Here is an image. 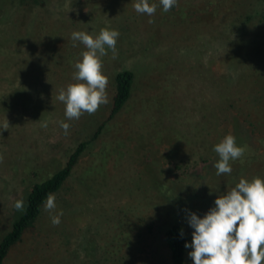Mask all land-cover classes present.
Wrapping results in <instances>:
<instances>
[{"label": "rangeland", "instance_id": "374dc122", "mask_svg": "<svg viewBox=\"0 0 264 264\" xmlns=\"http://www.w3.org/2000/svg\"><path fill=\"white\" fill-rule=\"evenodd\" d=\"M92 1L87 0V5ZM135 2L103 0V6H113L115 17L111 27L107 20L99 25L120 31L128 40L123 47H130L124 57L102 58L103 72L109 79L108 101L113 91L112 74L126 62L125 57L131 56V50L145 49V64L137 73L131 99L80 156L70 178L54 195L55 212L49 213L44 207L34 227L3 264H169L163 239L166 227L172 222L181 224L190 245L194 231L188 223L190 214L203 217L215 206L218 196L232 189V178L216 174L218 154L204 159L215 146L210 135L216 136V132L213 126L207 131L209 124L197 113L203 107L196 106L200 101L193 90L210 80L203 71L202 59L183 58L165 44L158 49V37L169 43L168 38L177 31H171L170 37L164 35L167 26L176 24L175 12L156 8L152 16L139 14L133 7ZM80 3L84 6L85 1L46 0L43 5L29 7L17 0H0V34L6 30L3 36L11 38L28 30L35 32L33 47L22 59L28 61L33 79L40 74L49 76L48 91L41 96L46 112L42 113V122L29 118L23 125L22 116L9 118L15 121L0 117V126L6 120L9 123L7 130L0 128V238L11 226L14 200L21 198L28 183L53 173L76 143L106 116L108 102L92 115L84 113L79 119L69 120L65 104L57 99L61 89L76 82L73 73L77 56H65L64 63L57 61L67 54L64 49L70 43L66 40L73 42L74 31L87 32L80 27L85 23L83 12L76 8ZM149 3L154 4L152 0ZM191 31H185L183 40H191ZM23 38L27 40L28 36L26 39L24 33ZM75 43L85 47L79 41ZM76 46L74 53L85 51L76 50ZM66 65L71 66L64 75L62 68ZM61 121L70 125L67 134ZM237 129L241 132L242 128ZM200 147L205 148L203 159H198ZM253 178L252 173L245 175L249 181ZM175 183L182 187L178 200L183 199L177 213L174 201L179 193L171 188ZM61 211L60 223L53 225L51 216ZM147 225H152V230H146ZM78 245L83 246L80 252ZM191 250L188 247V264H193Z\"/></svg>", "mask_w": 264, "mask_h": 264}, {"label": "trees", "instance_id": "16d2710c", "mask_svg": "<svg viewBox=\"0 0 264 264\" xmlns=\"http://www.w3.org/2000/svg\"><path fill=\"white\" fill-rule=\"evenodd\" d=\"M17 1L20 5L31 7L32 5H43L46 0ZM84 1V6L80 3L76 7L77 11L83 12L85 16L84 26L80 27L95 37L101 29H109L110 22L115 17V9L113 10L112 5L110 9L103 6V0H93L92 5H87V0ZM129 1L132 3L133 0ZM152 3L157 5L156 8L163 9L159 0H152ZM170 11L175 12L176 24L174 27L167 26L164 35L170 37L171 31L177 30L175 33L177 36L173 39L170 38L175 35L168 38L169 43L161 42L158 37L156 47L159 49L165 44L167 47H173L179 55L184 56L183 58L202 59L203 71L206 78L210 80L206 81L200 89L193 90L194 97L200 101V104L196 106L199 109L203 107L202 112L197 113L209 124L207 131L213 126L216 136H210L214 145L226 135L232 134L236 138L237 145L245 148L242 157L230 161L231 174L224 175L232 178L234 182L232 188L240 178L245 179L247 173H252L254 178L263 177L264 0H177V5ZM105 20L109 26H99ZM191 28L193 29L190 34L191 40H183V37L186 38L185 31ZM31 31L24 32L25 38L28 36L29 40L23 38L24 33L20 36L13 34L11 38L7 35L3 36L7 34L6 30L0 34V99L7 98L5 101L0 100V117H4V120L15 121L9 118L15 116L19 119V116H22L20 119L23 125L29 118L38 120V123L42 122V113L46 112L41 96L48 91L49 87L48 74H40L33 79L28 61L22 59L34 44L32 36L35 32ZM121 36L120 34L116 44L117 58H121L123 53L130 51V47H123L128 40ZM66 41L70 43V46L64 49V53L67 54L58 58L57 62L64 63L65 56L73 58L77 56L76 61L80 60L79 56L82 53H74V42H71L70 38ZM75 45L79 44L75 43ZM80 49L86 50L82 45L76 48V50ZM144 50V48L131 50V56L125 57L126 62L121 63L120 68L112 74L113 91L106 106L105 118L99 119L89 135L76 143V146L64 157L62 164L53 173L39 181L28 183L22 191L21 198L14 200V216L11 226L0 238V264L4 263L14 246L24 239L28 230L34 227L44 209L48 195H56L63 188L80 156L87 147L99 139L107 123L113 120L129 102L135 85L138 83L137 73L145 64ZM107 51V56L112 57L111 50ZM70 66L66 65L62 68L64 75ZM204 111L207 112L204 113ZM23 112H25L24 116ZM192 125L191 128H195ZM238 127L242 128V133L237 129ZM245 130H248L249 135L245 134ZM209 133L212 132L209 131ZM200 148L201 154L198 159H203L202 153L205 148ZM215 153L213 146L206 152L209 156L204 159H213L210 155ZM218 160L215 159L217 162ZM159 183L163 184V181H157V184ZM171 188L179 193L174 201L177 213L183 200H178L181 197L182 187L179 183H175ZM17 201H23V211L15 208ZM145 229L152 230V225H147ZM163 239L168 252L169 264H188V248L185 244H189V239L181 224L170 223L164 230ZM77 247L79 252L83 249L81 245Z\"/></svg>", "mask_w": 264, "mask_h": 264}, {"label": "clouds", "instance_id": "9594fccd", "mask_svg": "<svg viewBox=\"0 0 264 264\" xmlns=\"http://www.w3.org/2000/svg\"><path fill=\"white\" fill-rule=\"evenodd\" d=\"M159 3L168 12L177 5V0H159ZM133 7L139 14L152 16L157 5L150 4L149 0H137ZM119 36L118 30L107 28L95 37L84 31L71 34L73 46L79 41L87 50L74 64L76 82L70 83L66 90L61 89L57 96L65 104L67 119H79L84 113L92 115L108 102L109 79L103 72L102 58L109 49L112 59L118 57ZM60 126L67 134L70 125L61 121ZM8 127V120L0 126L2 130ZM214 151L220 157L215 164L219 176L231 174L230 161L242 157L245 148L237 145L234 135L228 134L214 146ZM0 162H3L2 155ZM214 205L203 217L194 212L189 216L188 223L194 231L191 244L186 243L185 247L192 249L189 256L193 264H264V178L255 177L251 181L241 178L230 191L218 196ZM44 207L49 213L55 212L54 195H48ZM15 208L23 211V201H17ZM62 215V211L52 215V224L58 225Z\"/></svg>", "mask_w": 264, "mask_h": 264}]
</instances>
